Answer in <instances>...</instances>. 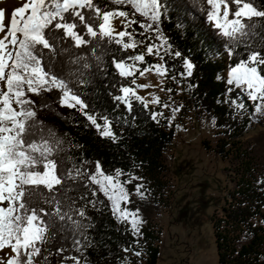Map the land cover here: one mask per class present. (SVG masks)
Wrapping results in <instances>:
<instances>
[{
  "label": "snow or ice",
  "instance_id": "snow-or-ice-1",
  "mask_svg": "<svg viewBox=\"0 0 264 264\" xmlns=\"http://www.w3.org/2000/svg\"><path fill=\"white\" fill-rule=\"evenodd\" d=\"M108 3L115 7L108 9L102 0H22L13 10L0 9V264H52L53 255L59 258L57 264H91L86 250L94 247L88 232L95 225L88 207L107 208L116 221L127 225L125 231L140 247L146 221L139 208L133 211L127 205L131 195L144 199L146 189L136 184L129 191L126 186L142 177L120 168L106 172L99 160L82 151L78 157L71 155L72 148L83 146L66 141L67 134L40 114L60 116L54 105L74 110L87 121L84 127L90 125L113 143L119 138L112 125L131 126L129 117L134 124V105L142 106L153 122L164 119L172 125L182 105L139 95L137 89L152 85L137 84L135 74L153 72L163 78L172 73L177 87V77L193 75L196 62L182 55L183 50L173 51L162 28L173 13L177 29L189 15L199 21L193 25L195 34L186 38L199 41L206 58L213 53V58L227 56L226 89L217 103L227 104L234 115L247 114L249 123L264 122V9L254 0H195L200 16L188 0ZM137 34L148 41L145 52L125 55L144 43L134 39ZM145 53L158 56L161 63L141 68ZM165 57L179 64L168 65ZM116 76L121 81L132 78L131 83H121L117 94L106 93L114 105L111 112L97 108L100 89L107 87L97 81ZM216 78L221 80L220 75ZM111 86L116 88V83ZM150 103L170 108L171 115L149 111ZM121 105L124 115L118 114ZM122 250L141 256L132 245ZM125 261L131 264L127 257Z\"/></svg>",
  "mask_w": 264,
  "mask_h": 264
},
{
  "label": "trees",
  "instance_id": "trees-1",
  "mask_svg": "<svg viewBox=\"0 0 264 264\" xmlns=\"http://www.w3.org/2000/svg\"><path fill=\"white\" fill-rule=\"evenodd\" d=\"M102 3L106 4L108 9L115 7L108 3V0H102ZM188 3L197 16H200L199 5L195 0H188ZM254 3L258 8L264 9V0H254ZM198 23V20L189 15L184 27L177 29V20L173 13L171 20L163 22L162 28L170 38L172 50H183L182 55L187 54L196 62L191 77L187 79L177 77V79L180 80L183 89H187L184 94L188 105L196 113L212 121L215 119V127L219 135L218 149L230 158L234 166L237 188L231 195L232 201H229L224 209V217L216 224L215 242L218 262L219 264H264V162L253 152L255 146L243 141L244 135L255 122L249 123L247 116L234 115L227 104L217 103L218 99L224 98L226 84L224 79L217 80L216 77L228 68L229 61L226 55L213 58L214 53L206 58L199 41L186 38L188 34H195L193 25ZM132 27L137 29V33L141 31L137 25ZM139 38L145 39L143 36ZM188 48H192L190 53L187 52ZM125 55L132 54L128 51ZM146 60L141 68L153 62L149 57H146ZM165 61L168 65L179 64L178 60H169L167 57ZM135 76L137 78L138 73ZM131 79L121 81L116 76L112 81L98 80V85H107V87H101L103 95L100 96L96 107L107 108L111 112L114 105L106 93L111 91L117 94L120 84H130ZM112 83H116V88H112ZM189 84L195 87L189 88ZM54 107L60 116L45 111L40 114L41 118L54 124L61 134H67L66 141L70 140L73 144L83 146L82 149L72 148L71 155L78 157L82 151L85 157L93 161L99 160L102 169L106 172L120 168L142 177L141 180L133 181L126 187L131 191L136 184H142L144 186L142 191L146 189L144 199L131 195V203L127 205L129 210L134 211L139 208V215L143 221H146L141 228L142 236L138 238L139 248L133 243L134 237L131 232L125 231L127 225L116 221L107 208L101 211L87 208V214L92 217L95 225L88 232L93 238L94 247L86 250L91 264H127L125 257L131 261V264H157L160 253L157 242L160 240V232L153 222V217L163 202L167 189L166 151L173 142L174 131L164 126L161 121L153 122L142 106L134 105L132 115L137 117L135 123L133 124L129 117L131 126L123 125V122L113 124L112 130L119 138L113 143L108 138H101L90 125L84 127L87 121L79 113L59 108L58 105ZM69 113H72L71 117ZM118 114L124 115L122 105ZM124 179L126 177H121V180ZM129 245H132L135 251H141V256L136 257L131 251L125 253L122 250ZM52 251H55V247ZM49 259L52 264H57L59 258L53 255Z\"/></svg>",
  "mask_w": 264,
  "mask_h": 264
},
{
  "label": "rangeland",
  "instance_id": "rangeland-1",
  "mask_svg": "<svg viewBox=\"0 0 264 264\" xmlns=\"http://www.w3.org/2000/svg\"><path fill=\"white\" fill-rule=\"evenodd\" d=\"M21 3L22 0H0V9L13 10ZM139 37L136 35L134 39L144 43L138 44L135 50H128L132 55L145 52L148 41ZM146 57L153 61L150 64L161 63L158 56H148L146 53L145 63ZM226 71L220 73L222 79ZM170 77L171 73L161 78L149 72L143 77L138 73L136 78L137 84L152 85L137 89L139 95L148 100L155 95L161 104L182 105L172 125L164 119L159 120L174 131V139L166 151L167 189L153 217L160 232L157 264H207L210 259L216 264V224L224 217V209L232 201L231 195L237 188L234 166L230 158L218 149L219 135L212 120L196 113L188 105L181 82L177 87ZM161 87L164 91H161ZM169 88L172 89L171 93L167 91ZM148 108L150 111H163L166 117L171 115L170 108L151 103ZM243 141L255 146L253 152L264 162V122H255Z\"/></svg>",
  "mask_w": 264,
  "mask_h": 264
},
{
  "label": "crops",
  "instance_id": "crops-1",
  "mask_svg": "<svg viewBox=\"0 0 264 264\" xmlns=\"http://www.w3.org/2000/svg\"><path fill=\"white\" fill-rule=\"evenodd\" d=\"M216 248H217V246H216ZM207 264H214L213 259L208 260V263ZM216 264H219V262H218V251H217V256H216Z\"/></svg>",
  "mask_w": 264,
  "mask_h": 264
},
{
  "label": "bare ground",
  "instance_id": "bare-ground-1",
  "mask_svg": "<svg viewBox=\"0 0 264 264\" xmlns=\"http://www.w3.org/2000/svg\"><path fill=\"white\" fill-rule=\"evenodd\" d=\"M7 10V9H6Z\"/></svg>",
  "mask_w": 264,
  "mask_h": 264
}]
</instances>
